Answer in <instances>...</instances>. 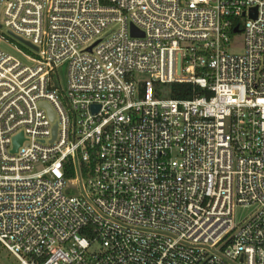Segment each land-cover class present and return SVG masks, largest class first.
Here are the masks:
<instances>
[{
  "label": "built area",
  "instance_id": "1",
  "mask_svg": "<svg viewBox=\"0 0 264 264\" xmlns=\"http://www.w3.org/2000/svg\"><path fill=\"white\" fill-rule=\"evenodd\" d=\"M3 256L264 264V0H0Z\"/></svg>",
  "mask_w": 264,
  "mask_h": 264
},
{
  "label": "rangeland",
  "instance_id": "2",
  "mask_svg": "<svg viewBox=\"0 0 264 264\" xmlns=\"http://www.w3.org/2000/svg\"><path fill=\"white\" fill-rule=\"evenodd\" d=\"M235 42H236L235 44H238L240 42V39H237ZM232 47H233V50H236L235 45H232ZM8 52L17 56L18 58H21V56L18 55L15 51L8 49ZM56 73H57L59 85L61 86V88L65 89L67 85V66L66 64H63L60 67H58L56 69ZM139 77L143 79L149 78V76L146 74H142ZM161 88H163L164 90L166 89L165 86H162ZM252 209H253L252 207H247V208L238 207L235 212V218L241 219L247 216L252 211ZM0 262L1 264H13L14 259L12 257L3 256L2 258H0Z\"/></svg>",
  "mask_w": 264,
  "mask_h": 264
},
{
  "label": "trees",
  "instance_id": "3",
  "mask_svg": "<svg viewBox=\"0 0 264 264\" xmlns=\"http://www.w3.org/2000/svg\"><path fill=\"white\" fill-rule=\"evenodd\" d=\"M161 86H155V89H159ZM197 90V89H196ZM198 91V90H197ZM193 87L187 84H172L170 85V94H168L171 98L176 99H186L191 98L193 96Z\"/></svg>",
  "mask_w": 264,
  "mask_h": 264
},
{
  "label": "water",
  "instance_id": "4",
  "mask_svg": "<svg viewBox=\"0 0 264 264\" xmlns=\"http://www.w3.org/2000/svg\"><path fill=\"white\" fill-rule=\"evenodd\" d=\"M255 11H256L255 9H251L250 18H255ZM132 34H135V33H133V31H132ZM21 43L30 47V45L26 42L21 41ZM51 116H52V114H51ZM21 142H22V135L21 134L14 137V139H13V150H12L13 153H15L17 151V148H18V146H20Z\"/></svg>",
  "mask_w": 264,
  "mask_h": 264
}]
</instances>
